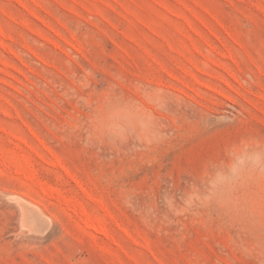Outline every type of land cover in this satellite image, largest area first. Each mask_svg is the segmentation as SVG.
<instances>
[{
	"label": "rangeland",
	"instance_id": "1",
	"mask_svg": "<svg viewBox=\"0 0 264 264\" xmlns=\"http://www.w3.org/2000/svg\"><path fill=\"white\" fill-rule=\"evenodd\" d=\"M0 264H264V0H0Z\"/></svg>",
	"mask_w": 264,
	"mask_h": 264
}]
</instances>
